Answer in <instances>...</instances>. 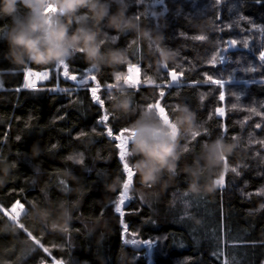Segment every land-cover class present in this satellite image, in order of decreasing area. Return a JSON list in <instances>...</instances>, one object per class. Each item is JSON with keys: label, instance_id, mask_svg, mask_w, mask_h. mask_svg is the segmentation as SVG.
I'll list each match as a JSON object with an SVG mask.
<instances>
[{"label": "trees", "instance_id": "obj_1", "mask_svg": "<svg viewBox=\"0 0 264 264\" xmlns=\"http://www.w3.org/2000/svg\"><path fill=\"white\" fill-rule=\"evenodd\" d=\"M129 2L128 15L139 13L143 25L162 32L165 45L177 53L176 62L158 72L147 44L133 43L134 33L105 29L111 35L107 46L125 48L130 62L116 70L104 68L94 73L96 81L90 80L83 88L66 79L57 64L18 68L6 60L5 37L12 18L0 17V161L18 165L6 186L0 187V226L15 221L24 229L18 237L0 233V259L10 264H120V258L128 256L134 258L135 264H224L225 260L228 264H264V209L259 208L264 204V61L260 59L264 51V0H219L218 4L216 0ZM112 11H116V5ZM205 21L213 25L209 32L202 33L197 26ZM197 35L204 40H196ZM233 39L236 45L228 43ZM66 63L69 76L77 75L78 79L90 67L82 55ZM130 65L138 67L139 73L134 71L132 76ZM28 68L48 73L35 89L24 87ZM171 71L182 78L178 87L170 84ZM117 74L128 77L129 84H140L130 88L124 79L115 80ZM208 76L220 79L223 86L214 85ZM149 77L154 83H145ZM97 82V95L105 100L103 109L89 91ZM117 83L128 87L137 109L135 114L117 116L111 112L108 85L115 87ZM160 91L165 93L163 98ZM221 92L225 95L223 101L219 100ZM157 100L170 117L175 105H186L196 113L200 135L182 141L189 151L180 169L185 163L192 164L206 143L222 135L229 142L235 137L241 147L237 154L227 157L224 188L218 187L211 195L192 194L187 176L178 170L175 180L167 186L144 188L154 193L145 199L129 191L143 186L130 164L137 157L126 155L125 161L134 174L124 204L120 205L121 215L116 203L127 173L119 158L121 143L115 137L123 128L131 129L140 112ZM218 108L224 110L222 116ZM105 112L109 120L98 123ZM257 123L261 125L259 129L255 127ZM109 127L112 137L107 135ZM35 144L41 152L34 157ZM69 154L74 156L73 161L67 160ZM233 167L239 175L231 171ZM66 168L80 177L84 189L71 229L56 234L25 228V223L31 224L27 216L21 223L25 208L65 198L60 181ZM117 176L122 183L116 188L112 179ZM16 201L24 206L18 204L22 213L14 220L9 212ZM97 223L104 227L93 231ZM128 237L138 245L126 242ZM20 239L32 241L34 250L21 255L17 243ZM145 241H153L155 247L150 257Z\"/></svg>", "mask_w": 264, "mask_h": 264}, {"label": "clouds", "instance_id": "obj_2", "mask_svg": "<svg viewBox=\"0 0 264 264\" xmlns=\"http://www.w3.org/2000/svg\"><path fill=\"white\" fill-rule=\"evenodd\" d=\"M113 5H116L115 12L112 11ZM129 7V0H0V17L12 18L5 37L8 49L4 57L18 68H27L30 65L66 63L82 55L90 67L116 70L121 65L129 64L130 57L125 48L107 46L111 35L105 29H112L120 34L132 32L134 43H146L149 54L155 57L158 72L170 63H175L177 53L165 45L164 34L128 15ZM212 25L213 22L205 21L197 28L207 33ZM109 95L113 114L129 116L136 113L133 97L124 83H117ZM131 129L135 134L129 138L128 156L137 157L130 164L143 188H129V191L145 199L151 198L154 193L144 191V188L167 186L175 180L178 170L187 176L188 190L192 194H213L219 187L217 181L226 171L225 158L237 154L241 147L239 141L229 142L219 137L206 143L192 164L185 163L180 169V162L186 154V146L182 141L199 131L196 113L186 105H178L174 115L169 117V123H165L155 109L142 110L131 124ZM40 152L39 145L35 144L33 156H38ZM67 160L73 161L74 156L69 154ZM16 167L18 165L14 161H0V187L6 186ZM63 177L61 191L65 198L25 208L21 223H24V216L31 222L25 223V228H38L56 234H65L71 229L84 189L80 177L71 168L63 170ZM70 182L76 186L73 187ZM121 183L119 176L112 179L116 188ZM73 195L76 199H70ZM259 208L264 209V204L259 205ZM103 227V224L97 223L92 230ZM21 230L24 229L15 221H7L6 225L0 226V233L13 237H18ZM17 243L21 246V255L34 250L30 240L20 239ZM0 264L10 262L0 259ZM120 264H135V260L122 256Z\"/></svg>", "mask_w": 264, "mask_h": 264}, {"label": "snow or ice", "instance_id": "obj_3", "mask_svg": "<svg viewBox=\"0 0 264 264\" xmlns=\"http://www.w3.org/2000/svg\"><path fill=\"white\" fill-rule=\"evenodd\" d=\"M141 2H142V0H137V3L138 4H140ZM216 3L218 4L219 3V0H216ZM147 15L149 16V14H147ZM150 15L152 16V14H150ZM134 17L137 18V19H140V14L138 13L137 15H134ZM217 19H218V17H217ZM112 39L114 41L117 40V36H112ZM195 39L196 40L203 41L204 40V37L202 35H197L195 37ZM228 43H230L232 45H236L237 41L235 39H233V40L229 41ZM225 50H227V48ZM260 59L262 61H264V51H262L260 53ZM215 60H216V57L213 56V58H212L213 65H215ZM223 60H224V58L221 57V63L223 62ZM61 67L63 68V76L66 79H70L72 81L77 82L78 86L81 87V88L87 86L89 84L90 80L91 81H96V75L94 73H98L100 71L99 69H96V68H93V67H89V68H87V69H85V70L82 71V73H81V75H80V77L78 79V76L77 75H71V76H69L68 64L67 63L61 62V63H59V64L56 65V68L57 69H59ZM167 68H168V66H166L164 69H167ZM25 71H26V76L32 75V70L30 68L26 69ZM128 71L130 73L133 72V71H135L136 73H139L140 69L138 67L134 66V65H130L128 67ZM41 75L44 78H47L48 73L47 72H43V73H41ZM121 79H124L125 84H127L130 88H136L140 84V81L139 82H136V83L129 84L128 83V77H123L122 74H117L115 76V80L117 82H119ZM207 79H208V81H211V83H213L214 85H221V86H223L222 85V81L220 79H213L211 76H208ZM170 80H171V82H173V84L175 86H177V87L179 86V81H178V78H177V73L175 71H171L170 72ZM145 83H154V81H152L151 78L149 77L148 80L145 81ZM27 86H28L27 83H25V87H27ZM113 87H114V85H108V96H107V100L109 102H111V97H110L109 93H110V91L112 90ZM2 88H3V84H2V82H0V89H2ZM98 88H99V83L97 82L96 86L95 87H91L89 89V91L91 93V96H92L94 102H96L103 109V107L105 105V100L104 99H101V97L99 95H97V89ZM60 90L61 91H65V92L70 91L69 89H60ZM164 95H165L164 91H160L159 92L160 98H163ZM224 99H225V95H224L223 92H221L219 94V100L220 101H223ZM177 107H178V105H175L172 108L173 115H174L175 110H176ZM147 109L148 110L155 109L157 111V113L159 114L160 118L165 123H169V117L170 116H169L168 112L166 111V108L163 107V106H161V103H160L159 100H157L155 103L148 104L147 105ZM216 111L221 116L223 115L224 110L222 108H218V109H216ZM252 111L255 112L256 111L255 108H253ZM257 114H259V113H257ZM209 118H211V117H209ZM108 120H109V114H107V112H105V114L102 115V117L100 118V120L98 121V123L106 124V122ZM255 127L257 129H259L261 127V125L259 123H257L255 125ZM223 131L226 133L227 132V129L224 128ZM121 132H122V134L123 133H129V135L127 136V139L125 141H122V143L120 145H118V147L122 148V150L119 153V158H120L121 161H124V163H123V170H124L125 173H127V181L123 183V192L120 194V199L116 203V211L118 213H120L121 215H123V213L121 212L120 205H123L124 204L125 198L127 197L128 188H129V186L131 184L132 177H133V174H134L133 173V170L129 167V164L125 161V157H126V155H128V153L126 152L127 140H129L130 135H134L135 133L133 132L132 129H129L127 127L126 128H123L121 130ZM107 135L109 137H112V135H113L112 129L110 127L107 128ZM199 135H200V132H193L191 134V137L193 139H195ZM221 137L224 138L223 135ZM17 139H19V137H17ZM115 139L116 140H120L121 137L120 136H116ZM232 139L235 140L236 138L233 137ZM249 142L250 143L252 142L251 139L249 140ZM262 143H264V142H262ZM185 151L186 152L189 151V149H188L187 146L185 148ZM225 164L227 165V158H225ZM227 171H228V169H226L225 173ZM231 171L233 173H236L237 175H239V173L237 172V168L236 167H233L231 169ZM60 183H63V180H61ZM217 183L219 184V187L221 189L224 188L225 185H224V175L223 174L221 175V177L219 178V180L217 181ZM185 195H188V193H185ZM17 204H20V205H23L24 206V204H21L20 201H16L15 204L12 206V208L15 205H17ZM12 208H11V210H12ZM10 218H11V216H10ZM123 227L126 229L127 228V225H124ZM25 232L27 233V235L29 237H31L33 239L32 234L30 232H28L27 230H25ZM34 241L36 242V244H39L40 243L39 240H37L36 238L34 239ZM130 243L133 244V245H135V244H137V241L133 239V240L130 241ZM144 243H146L149 246H151L153 244V241H145ZM44 251L47 252L48 249L45 248ZM221 255H223V252H221ZM224 264H228V261L225 260L224 261Z\"/></svg>", "mask_w": 264, "mask_h": 264}, {"label": "rangeland", "instance_id": "obj_4", "mask_svg": "<svg viewBox=\"0 0 264 264\" xmlns=\"http://www.w3.org/2000/svg\"><path fill=\"white\" fill-rule=\"evenodd\" d=\"M131 75L132 76H134V71L133 72H131ZM45 81V78L41 75V73H36V72H33L32 71V75H30V76H25V82H24V87H25V83H27V87H25V88H28V89H35V88H37V87H39V85L40 84H42L43 82ZM129 135V133H123L122 134V132L120 133V134H118V136H120L121 137V139L120 140H118V141H120V143H122V141H125L126 139H127V136ZM129 142V140H127V143ZM10 215L12 216V218L14 219V220H17V218L21 215V213H22V208H21V206L20 205H15L13 208H12V210H10ZM131 240H133V238H130V237H128V238H126V242H129L130 243V241ZM135 240V239H134ZM135 245H138V243L137 244H135ZM145 248H146V250H147V252H148V255H149V257H150V255L152 256L153 254H154V252H155V247H154V245H151V246H149V245H145Z\"/></svg>", "mask_w": 264, "mask_h": 264}, {"label": "water", "instance_id": "obj_5", "mask_svg": "<svg viewBox=\"0 0 264 264\" xmlns=\"http://www.w3.org/2000/svg\"><path fill=\"white\" fill-rule=\"evenodd\" d=\"M169 78H170V76H169ZM177 78H178V81H179V83H180L181 80H182V78H181L180 76H177ZM170 84H171V85H174L173 82H171V80H170Z\"/></svg>", "mask_w": 264, "mask_h": 264}, {"label": "crops", "instance_id": "obj_6", "mask_svg": "<svg viewBox=\"0 0 264 264\" xmlns=\"http://www.w3.org/2000/svg\"><path fill=\"white\" fill-rule=\"evenodd\" d=\"M33 72H36V71H33ZM36 73H39V72H36Z\"/></svg>", "mask_w": 264, "mask_h": 264}]
</instances>
